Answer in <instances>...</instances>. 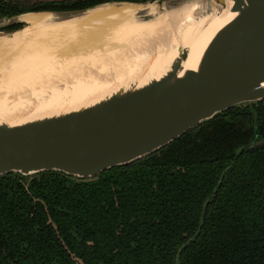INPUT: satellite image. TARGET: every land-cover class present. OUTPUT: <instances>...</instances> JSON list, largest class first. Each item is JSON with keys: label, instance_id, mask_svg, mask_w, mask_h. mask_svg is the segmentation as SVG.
I'll list each match as a JSON object with an SVG mask.
<instances>
[{"label": "trees", "instance_id": "16d2710c", "mask_svg": "<svg viewBox=\"0 0 264 264\" xmlns=\"http://www.w3.org/2000/svg\"><path fill=\"white\" fill-rule=\"evenodd\" d=\"M111 1L152 0H0V19ZM183 244L177 264H264V97L92 177L0 174V264H176Z\"/></svg>", "mask_w": 264, "mask_h": 264}, {"label": "water", "instance_id": "95a60500", "mask_svg": "<svg viewBox=\"0 0 264 264\" xmlns=\"http://www.w3.org/2000/svg\"><path fill=\"white\" fill-rule=\"evenodd\" d=\"M185 1L151 2L162 12ZM208 2L219 11L225 6V0ZM229 11L190 67H181L187 50L180 46L162 74L140 84L113 87L66 110L0 116V174L55 169L92 177L156 150L227 107L263 98L264 0H230ZM23 13L0 20L21 21Z\"/></svg>", "mask_w": 264, "mask_h": 264}, {"label": "bare ground", "instance_id": "6f19581e", "mask_svg": "<svg viewBox=\"0 0 264 264\" xmlns=\"http://www.w3.org/2000/svg\"><path fill=\"white\" fill-rule=\"evenodd\" d=\"M229 5L225 0L219 11L208 0H187L159 12L153 2L134 3L119 12L129 18L121 28L111 12L100 17L101 27L93 26L90 8L25 12L19 18L30 26L0 34V116L66 110L113 87L140 84L162 74L180 46L187 50L181 67H190L209 35L232 15ZM44 16L59 24L49 42L34 33Z\"/></svg>", "mask_w": 264, "mask_h": 264}, {"label": "rangeland", "instance_id": "374dc122", "mask_svg": "<svg viewBox=\"0 0 264 264\" xmlns=\"http://www.w3.org/2000/svg\"><path fill=\"white\" fill-rule=\"evenodd\" d=\"M147 2H151V1H147ZM134 3H138V2H131V1H111V2H106V3H101L99 5H96V6L92 7V8H90V9H88V12L87 13L93 14L92 15V17L94 19L92 21L94 23L93 26H95V24H98L96 26L101 27L102 24H103V21L100 20L101 19L100 17L103 14H104L103 16H107V14H109V12H111L110 16L112 18H114V22H115V23L114 22H112V23L116 24V21L122 22V24L119 23L120 26L117 27V28H121L122 26H124L128 22L127 20L129 18H125V17H127L125 13L127 12V9L129 7H133V4ZM139 3H144V2H139ZM120 11L121 12H125V13H123V14L120 15V13H119ZM63 16H69V15H63ZM18 19H20L22 21V24H21V26L19 28H21L24 25L25 26H27V25L30 26L31 25L29 23V21L27 20V18L25 20V19H22L21 16H20V18L18 16ZM4 23L5 22H3L2 20H0V26L3 25ZM56 23L57 22H54V21L50 20V18L48 16L47 17L44 16V20L40 21L39 22V25L36 24L37 26L34 27V33L35 34H40L42 37L45 38V41H42V42H47V41L49 42L50 40L55 39L58 36V34H59V31L57 29H54V27L56 28L55 25H57V28L59 27L58 26L59 24H56ZM14 30H16V29H14ZM14 30H11V31H14ZM11 31L0 30V34H6V33H9ZM45 31H47V32H45ZM44 33H45L46 36L44 35Z\"/></svg>", "mask_w": 264, "mask_h": 264}]
</instances>
